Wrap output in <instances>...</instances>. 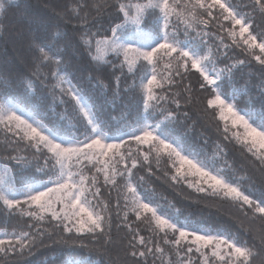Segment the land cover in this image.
Returning a JSON list of instances; mask_svg holds the SVG:
<instances>
[{
	"label": "trees",
	"instance_id": "16d2710c",
	"mask_svg": "<svg viewBox=\"0 0 264 264\" xmlns=\"http://www.w3.org/2000/svg\"><path fill=\"white\" fill-rule=\"evenodd\" d=\"M2 2L6 9L0 12V101H11L32 112L45 125L54 128L58 136L82 140L90 134L91 130L85 129V122L77 117L74 101L59 89H53L56 81L51 77V71L55 66L45 65L40 69L39 76L35 74L38 53L34 45H49L63 58L64 63L60 65L62 72L73 85L83 88L91 97L106 135L113 137L126 132L144 120L152 124L160 123L165 135L175 137L210 169L220 171L230 181L238 183L253 200L264 202V166L233 139L230 132H224L217 110L207 106V100L213 95L212 88H200L203 79L190 64L187 72L181 69L180 76L174 75L175 83L171 87L165 86L160 92L168 99L145 110L139 88L140 77L146 71L142 63L134 74H130L126 67H120L122 56L110 55L108 62L102 65L92 61L88 49L81 42V35L86 30L105 34L110 26L119 23L122 18L118 8L120 0H80L88 7L81 8L79 17L69 8L78 0ZM226 2L246 15L252 22L250 31L259 40H264V15L255 6L254 0ZM93 3L104 6L97 11L91 7ZM213 11L215 20L207 26L197 25L187 35L185 26L177 19L173 18L172 26L180 40L197 45L201 54L211 50L214 63H209L210 69L231 67V73L225 71L217 82L220 91L229 99L235 96L239 109L254 110L259 119L264 116V65L255 56L262 54L259 49L250 51L242 42L239 46L233 44L227 33L221 30V11ZM85 12L86 26L80 18ZM157 16L158 13L147 15L143 27L149 31L158 29ZM223 23L226 28L231 27L230 22ZM197 32L207 35L197 36ZM238 61L244 63L239 64ZM28 81L33 82L31 89ZM174 99H179V106L173 103ZM169 111L174 113V118L165 120L164 115ZM131 147L135 149V142H131ZM143 150L147 151V146H143ZM48 155L46 150L38 152L28 142L17 139L0 126V173L5 167L10 169L9 174L21 192L26 185L46 182L52 175V161L49 160L45 166ZM12 157H23L27 163H18ZM137 159L139 163L133 169V181L142 198L151 201L180 225L230 234L240 243L255 244L260 254L254 258L253 264H264V245L258 238L259 233L264 232V216L255 213L254 205L250 208L223 194H213L211 189L198 192L195 187H189L184 179L173 180L174 170L167 156L157 161L153 153L147 162L143 156L137 155ZM120 167L122 169L123 165ZM124 183L123 179H118L115 186L106 185L103 176L98 177L100 199L109 204L111 230L95 238L87 233L64 232L63 225L57 226L58 222L50 215H46L43 221H37L23 215L20 210L7 209L0 203V233L27 231L37 237L30 251H17L7 256L0 253V264H162L152 255L135 258L130 255L133 248L129 245L135 243L133 236L136 232L146 240L159 241L168 252L171 248L163 245V234L157 236L149 231L152 227L150 215L137 220L135 214L127 210V220L124 219ZM127 225H131V230ZM105 236H110L111 242H107ZM168 238L175 239V236L169 233ZM139 250L142 249L138 246L136 251ZM192 256L193 264H198V255L193 252Z\"/></svg>",
	"mask_w": 264,
	"mask_h": 264
},
{
	"label": "snow or ice",
	"instance_id": "6c2138e0",
	"mask_svg": "<svg viewBox=\"0 0 264 264\" xmlns=\"http://www.w3.org/2000/svg\"><path fill=\"white\" fill-rule=\"evenodd\" d=\"M254 4L264 15V0H254ZM103 6L100 3L91 5L97 11ZM86 7L88 5L80 0L69 6L78 17L81 8ZM118 8L121 21L105 30V34L86 30L81 35V42L88 49L92 61L102 65L108 62L110 55L122 56L120 67H126L130 74L135 73L141 61L146 62L149 71L140 77L139 83L145 110L168 99L160 92L165 86L171 87L175 83L174 75L180 76L181 69L187 72L190 64L203 79L200 88H212L213 95L207 100V106L217 110V118L223 122L224 132H230L231 137L264 166V116L257 119L254 110L238 108L235 96L227 98L220 91L217 82L225 71L231 73V67L210 69L209 63H214L211 50L201 54L197 45L180 40L177 30L172 26L173 18L177 19L185 26L187 35L197 25L207 26L211 20H215L213 10L219 9L222 15L221 30L227 33L233 44L239 46L242 42L250 51L259 49L262 55L255 56V59L264 65V40H259L250 31L251 20L226 0H120ZM5 9L6 5L0 0V12ZM150 13H158L159 27L145 32L143 25ZM80 18L86 26L87 12ZM223 22H230L231 27L226 28ZM204 35L207 34L197 32V36ZM34 47L38 53L35 74L39 76L40 69L45 65L55 66L51 71V77L56 81L53 89H59L74 101L77 117L85 122V129L91 131L82 140L58 136L54 128L45 125L32 112L25 111L11 101H0V126L17 139L28 142L38 152L46 150L49 155L45 158V166L49 160L52 161V175L49 179L38 185H26L22 192L17 189L14 178L10 176V169L5 167L0 174V203L7 209L20 210L23 215L37 221H43L46 215H50L52 220L58 222L57 226L63 225L64 232L87 233L95 238L97 235L110 233L111 230L109 204L100 199L98 177L102 175L104 183L112 186L117 184L118 179H123L126 209L124 219L127 220V210L133 212L137 220L150 215L152 227L149 231L157 236L163 234V245L171 248V252H168L159 241L146 240L136 232L133 236L135 243L129 245L133 248L130 254L132 257L152 255L161 260L162 264H193L192 253L195 252L199 254L200 264H253L254 258L260 254V249L255 244L240 243L230 234L202 232L180 225L162 213L151 201L142 198L133 181V169L139 163L137 155L143 156L145 162L149 161L153 153L157 161L162 156H167L174 168L173 180L184 179L189 187H195L198 192L211 189L213 194H223L224 197L242 202L250 208L254 205L255 213L262 216L264 202L253 200L238 183L230 181L220 171L210 170L175 137L165 135L160 123L155 126L148 123L139 125L128 134L127 140L107 136L102 130L103 122L99 119L91 97L83 88L73 85L60 69L64 61L59 52L53 51L49 45L35 44ZM237 63L243 64L244 61ZM32 83L28 81L29 89L32 88ZM116 83L118 86L119 77ZM64 85L68 87L65 88ZM173 103L179 106L180 101L174 99ZM172 118L174 113L170 111L164 115L165 120ZM131 142L136 144L134 150ZM143 146H147L148 150L144 151ZM12 159L21 164L27 163L23 157ZM187 177L197 179L192 183ZM24 205H27V209ZM127 227L131 230V225ZM169 233L175 239H169ZM258 238L261 245H264V232L259 233ZM36 239L35 235L27 231L4 233L0 237V253L7 256L17 251H30L35 246ZM105 239L111 242L110 236H105ZM138 246L142 250L136 251Z\"/></svg>",
	"mask_w": 264,
	"mask_h": 264
},
{
	"label": "rangeland",
	"instance_id": "374dc122",
	"mask_svg": "<svg viewBox=\"0 0 264 264\" xmlns=\"http://www.w3.org/2000/svg\"><path fill=\"white\" fill-rule=\"evenodd\" d=\"M157 25H158V27H159V22H158V20H157ZM144 28V27H143ZM144 31L145 32H149V30H147V29H145L144 28ZM122 59H123V57H122ZM142 63V65L145 67V69H146V71H145V74L149 71V66L146 64V62H143V61H141L140 62V64ZM139 64V65H140ZM23 109V108H22ZM25 110V109H24ZM25 111H27V110H25ZM143 123H148V124H150V125H152V126H155L156 124H152V123H150L148 120H144L141 124H138V125H136V127H138L139 125H142ZM136 127H134V128H136ZM133 128V129H134ZM133 129H131V130H128V131H126V132H123V133H119V134H117V135H115V136H113V137H117V138H120V139H124L125 137H127L128 136V134L129 133H131L132 131H133ZM234 131V130H233ZM108 136V135H107ZM173 168V167H172ZM209 168V167H208ZM210 169V168H209ZM173 170H174V168H173ZM210 170H212V169H210ZM212 171H214V170H212ZM215 172V171H214ZM0 174H2V173H0ZM187 180H190L192 183H195V180L197 179L196 177H187L186 178ZM206 187V186H205ZM17 198H19V199H22V197H17ZM26 209H27V205H26V207H25ZM175 221V220H174ZM176 222V221H175ZM187 226V225H186ZM202 232H206V231H204V230H201ZM4 235V233H0V237H2ZM189 239H191V238H189ZM198 256H199V254L198 253H196ZM197 256V257H198ZM198 264H200V261H199V259H198ZM215 264H219V262H215Z\"/></svg>",
	"mask_w": 264,
	"mask_h": 264
}]
</instances>
